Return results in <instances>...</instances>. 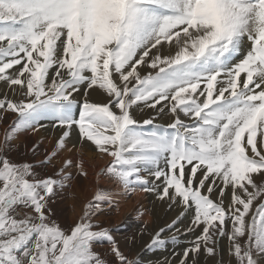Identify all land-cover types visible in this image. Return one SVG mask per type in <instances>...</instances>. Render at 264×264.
Wrapping results in <instances>:
<instances>
[{
  "label": "snow or ice",
  "instance_id": "snow-or-ice-1",
  "mask_svg": "<svg viewBox=\"0 0 264 264\" xmlns=\"http://www.w3.org/2000/svg\"><path fill=\"white\" fill-rule=\"evenodd\" d=\"M0 83V112L17 116L0 143V264H110L96 251L104 242L115 264H141L97 220L111 193L97 191L67 228L53 219L73 162L54 176L37 169L77 130L111 157L101 172L125 194L179 209L140 230L145 251L195 234L157 264H225L223 238L227 264H264V0H0ZM97 91L106 102L89 100ZM49 127L60 135L44 159L9 157L20 134Z\"/></svg>",
  "mask_w": 264,
  "mask_h": 264
},
{
  "label": "bare ground",
  "instance_id": "bare-ground-1",
  "mask_svg": "<svg viewBox=\"0 0 264 264\" xmlns=\"http://www.w3.org/2000/svg\"><path fill=\"white\" fill-rule=\"evenodd\" d=\"M3 90H4V85L0 83V92H2ZM9 95H11V93H9ZM89 100L93 102H106L107 97L106 95H103L101 94V92L97 91L91 93ZM133 114L138 120H143L148 118L149 115H152L153 112L150 109H145L144 112H140L138 109H133ZM158 119L159 121L161 120L163 122L162 123L163 125H166L167 123L170 122L169 116H163ZM59 135H60V129L58 128L53 129L52 127H49L46 130L42 129L39 133H35V134L33 133L20 134L19 138L20 140L26 143L29 142L32 145L39 142V147L51 148V150L53 151L55 150V145ZM15 143L17 142L15 141ZM57 156H62V157L60 158V160H53L51 164L56 163L58 164L57 166L61 167L66 159H70L73 162V164L75 163L82 164L84 170L88 171V174L98 173V170L95 169V166L104 165L111 158L106 154L99 153L96 150L95 146L92 145L90 142L87 141L81 142L79 139L78 130L74 132L70 137V139L68 140L67 148H65L63 151H59ZM89 165L93 166L94 168L89 167ZM76 168L77 167H71L67 171L71 172L74 171V169ZM99 180H101V182L108 183L113 188V190L116 191L112 194V199L113 201H115L116 212L119 218L117 219V221L120 220L126 221L122 223L121 222H116V223L128 225V232L125 233L123 232L122 234L120 233L119 234L120 236L118 237L119 239L117 238L119 242V246L122 249H125L126 247V249H128L130 253H132V255H135L134 259L137 258L140 259L141 264H157L158 261H163L166 257L171 258L173 252L175 253L182 252L183 249L186 246H188L190 242L194 239L195 234L193 235L187 234L186 236L181 235L179 240L175 244L169 242L168 247L164 250L145 251L144 244H146L149 241V235H144L143 238L141 239L138 233L142 228L145 227H142L141 224L138 225L135 222L132 223V220H136L135 213L138 210V207H142L144 211L143 218L144 219L146 218V220L148 221L146 226L149 232L155 231L159 227H164L166 224L170 223L172 219H174L178 214L179 209L169 210L167 204L165 202L159 201L152 193L146 194L141 191V192H136L134 196H130V194L132 193L125 194V191L121 189L122 186L120 187L112 179L110 178L102 179L101 177V179ZM75 181L77 183V180ZM75 188H76V184H75ZM91 192L93 194L96 193V189L93 188V186ZM91 192L89 194H91ZM71 205L74 209V212L72 213V217H71L72 219L71 222L74 223L75 218L80 217L83 211L77 208L80 206H78V204H75V202L74 203L72 202ZM82 207L81 209H83ZM190 221H191V214H189L184 219L183 223L178 225L181 231H183V229L190 224ZM169 235H171V233H169ZM133 237L136 238L137 242L135 244H129L130 238ZM219 246H220L219 247L220 254L217 256V260L222 259L226 263L229 258L227 252V248H228L227 239L223 238ZM200 264H213V261L211 258L205 260L204 256H201Z\"/></svg>",
  "mask_w": 264,
  "mask_h": 264
},
{
  "label": "rangeland",
  "instance_id": "rangeland-1",
  "mask_svg": "<svg viewBox=\"0 0 264 264\" xmlns=\"http://www.w3.org/2000/svg\"><path fill=\"white\" fill-rule=\"evenodd\" d=\"M16 119H17V116L15 115V113L0 112V143H2L4 140L6 130L9 128L10 125L13 124V122ZM156 123L162 124L163 122L161 120L159 121V119H158L156 121ZM16 142L17 143L14 142L16 146L13 147L11 149V151L8 153L9 157L13 161H16V162L36 163V162L44 159V157L48 153L52 152L51 148L39 147L38 150L35 153H33L31 151H28V149H30L32 146L31 143H29V142L26 143V142L20 140V138H18L16 140ZM61 157L62 156H57L53 160H60ZM110 161H111V158L104 165L95 166V169L98 170V173L88 174L87 178L79 175V169L78 168H76V169H74V171L70 172L72 174V179L70 181H66V186L62 190L59 191L58 195L54 198L55 202L51 204V208L53 209V211L55 213L53 219L56 220L58 223H60V225L62 227L67 228L70 225H73L79 219V217L78 218L76 217L75 222L74 223L71 222L72 213L74 212V209L71 205L72 202L73 203L75 202V204H78V206H80V207H77L79 210L84 211L85 204H87L89 201L93 200L97 191L102 190L105 192H109L111 194L116 192L115 190H113V188L108 183L101 182V180H99V179H101V177H102V179L110 178L107 174H102V172H101V170L104 169L110 163ZM77 164H80V163H75V164H73L72 167H76ZM57 165L58 164H56V163L55 164H49L48 166H46L44 168H38L37 170L41 173L42 176H54L55 173H57L60 169V167ZM89 167L94 168L93 166H90V165H89ZM85 171L88 173L87 170H85ZM75 180H77V183ZM103 183H104V185H103ZM75 184H76V188H75ZM92 186H93V188L96 189V193H94V194L91 192ZM121 189H123V188L121 187ZM90 192H91V194H89ZM136 192H141V191L137 190L135 192H131L132 194L133 193L134 194L133 195L130 194V196H134ZM143 193H146V192H143ZM86 194H87V196H86ZM146 194H148V193H146ZM85 198H86V200H85ZM81 207L83 209H81ZM101 207L103 208V212L101 213V215H99L97 217V220L99 221V223L102 226L108 227L111 230L114 238L118 242V239H119L118 237L120 236L119 234L120 233L122 234L123 232L124 233L128 232V225L121 224L122 222H126L124 220L117 221V219H119V218H118V214L116 212L115 206H111L107 202H102ZM140 213H142V215H140ZM82 214H83V212H82ZM82 214L80 216H82ZM143 217H144V211H143L142 207H138V210L135 213V219L136 220H132V223L135 222L136 224H138V225L141 224L142 227H145L147 225L148 221L146 220V218L144 219ZM116 222H121V223L118 224ZM197 232H199V229H197ZM189 234L193 235L194 233H189ZM118 244H119V242H118ZM109 247L110 246L108 245V243L104 242L103 246L97 245L96 251L101 252L102 254H106V258L110 261V264H115V258L109 253ZM122 250L124 251L125 255L128 256L129 259H134L135 255H132V253H130V251L128 249H126V247H125V249H122ZM225 264H227V262Z\"/></svg>",
  "mask_w": 264,
  "mask_h": 264
}]
</instances>
